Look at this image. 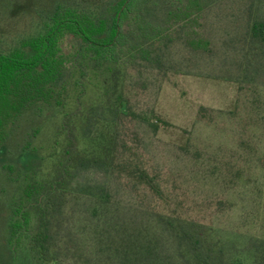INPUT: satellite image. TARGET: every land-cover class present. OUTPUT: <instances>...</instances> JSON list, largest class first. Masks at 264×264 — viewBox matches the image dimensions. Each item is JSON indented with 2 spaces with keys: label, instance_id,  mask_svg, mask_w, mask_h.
<instances>
[{
  "label": "trees",
  "instance_id": "obj_1",
  "mask_svg": "<svg viewBox=\"0 0 264 264\" xmlns=\"http://www.w3.org/2000/svg\"><path fill=\"white\" fill-rule=\"evenodd\" d=\"M219 1L107 0L100 10L55 2L36 14L30 32L0 37V148L29 111L50 109L52 130L44 173L39 150L31 147L38 128L19 153L30 158L18 169L2 166L15 184L4 240L8 264H264L262 239L242 259L226 258L217 229L190 217L156 170L128 154L120 134L130 116L126 71L141 63L159 66L179 33L190 52H209L204 14ZM150 5L161 7L160 21L150 18ZM253 7L246 5L245 35L264 48V20L253 18ZM232 156L264 166V154L254 149ZM88 169L107 183L77 182Z\"/></svg>",
  "mask_w": 264,
  "mask_h": 264
},
{
  "label": "rangeland",
  "instance_id": "obj_2",
  "mask_svg": "<svg viewBox=\"0 0 264 264\" xmlns=\"http://www.w3.org/2000/svg\"><path fill=\"white\" fill-rule=\"evenodd\" d=\"M55 2L100 10L107 0H0V37L30 32L38 22L36 14ZM249 2L254 5L253 18L264 20V0H220L205 9L202 34L210 41L209 52H190L179 33L159 66L141 63L122 78L130 116L122 119L120 134L131 149L128 154L136 155L149 172L156 170L190 217L217 229L229 259H242L253 251L257 239L264 240V166L232 156L250 149L257 156L264 154V48L251 45L245 35ZM148 13L160 21L161 7L150 5ZM42 110L27 112L11 140L0 148V264H8L4 240L15 191L2 166L18 169L30 158L19 153L27 135L38 128L31 147L39 150L37 167L42 173L48 170L45 150L52 144V130L46 118L51 111ZM241 141L247 144L238 147ZM76 181L100 185L108 180L100 171L88 169L79 172ZM110 187L116 188L114 183Z\"/></svg>",
  "mask_w": 264,
  "mask_h": 264
}]
</instances>
